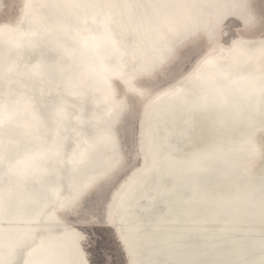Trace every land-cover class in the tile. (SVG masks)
Here are the masks:
<instances>
[{
    "label": "bare ground",
    "instance_id": "6f19581e",
    "mask_svg": "<svg viewBox=\"0 0 264 264\" xmlns=\"http://www.w3.org/2000/svg\"><path fill=\"white\" fill-rule=\"evenodd\" d=\"M16 1V18L2 19L3 15L8 14L15 0H0V99L1 103L7 105L8 101L4 98L7 94L12 101L22 100L19 102L20 107L22 104L25 106L21 107L17 118H0V143L9 146L8 141L15 142L13 138L5 139L8 136L2 133L5 128H17L19 143L31 140L30 143L37 141V145L42 148L48 147V155L45 153L46 156L43 157L55 164L51 167V174L54 178H62L60 182L66 185L75 182L76 174L92 163L107 164L104 169L84 178L69 193H77L75 198H65L67 192L62 191L56 184L47 185L45 190L40 176L33 177V184L41 185L40 189L33 186L38 190L33 193L39 196L25 197H29L34 209L15 219L4 217V221L0 223V230L8 233L16 230L20 240L27 242L22 247L18 264H39L44 259L43 255H47L48 250L59 240H74L81 264H91L85 249L88 238L83 231L88 223L86 203L95 193L112 185L121 176L126 178L109 202L105 227L112 231L116 243L120 245L125 264H131L132 259H136L133 228L143 226L139 217L140 210L148 207L162 209L168 220L165 222L168 225L163 227L154 220L156 217L151 216L152 218L147 219L148 225L156 226L157 229H168L171 235L181 234L187 239L188 245L190 240H195V232H200L202 228L195 230L197 227L183 223V218L191 223L196 220L204 222L209 236L224 231V228L233 227L234 223L240 224V228H246L248 224L255 232L246 235L233 234L232 244L234 247L236 244L240 251H234L230 255H238L251 249L253 242H264V126L256 125L258 121L256 113L253 112V106L258 101H263L261 98L264 81L258 82L256 91L243 97H235V88L231 86L224 89L226 81L219 79L215 88L202 76V70L210 62L233 52L241 44L253 45L257 52H264V16L259 12L258 0H105L109 5L116 3L120 7L123 4L133 10V15L132 12H122L127 16L119 19L115 25L120 30L135 27L140 38L127 39V46L117 49L115 53L118 55L120 52L121 57L135 72L117 76L109 66L98 64L101 70H96L97 74L91 75L82 66L72 76V80L79 77L76 85H69L70 90H67L71 97H77L67 100L53 94L62 89L58 84L63 81L62 72L65 66L70 67L77 61L75 58L65 62L66 53H63L62 40L67 39L62 37L66 35L72 39L77 37L84 40L89 36L91 42L98 40L113 44L116 41L114 38L101 39L102 36L97 35V30L86 32L85 28L89 29L90 22L84 25V19L88 21L89 18L96 17L97 11L101 13L100 17H96L98 21L101 19L104 22L107 16H111L108 15L106 7H101L104 1ZM93 9L95 13L92 12ZM231 22H238L239 25L227 43L226 39L231 34L227 26ZM177 30L184 32L175 38L165 56L142 68L141 63L151 61L156 54L159 55L163 49V40ZM200 46L205 47V53L193 67L173 83L157 91L156 87L160 83H167L178 75L189 52ZM33 47L34 54L39 52L38 55L28 61L26 58L21 61L20 54ZM50 50L52 55L43 58L44 51ZM114 59L110 61L124 65L119 56ZM261 65L264 67V62ZM244 71L248 74V71L253 70L247 68ZM47 79L53 93L50 98L46 97L47 101L41 99V102L49 111L53 127L49 136H43L31 129L34 111L30 116L32 107L27 102V93L32 89L42 91V81ZM211 87L215 89L209 93L207 88ZM225 90H228V96L232 99L229 106H234L236 102L250 107V113L241 116L249 122L247 127L235 121V117H240L239 114L216 112L220 105H224L222 97L227 98ZM37 97L35 95L36 99ZM60 99L66 101V108H61V102L57 101ZM115 105L121 112H114ZM140 105H143V112L137 121L135 155L141 165L129 172L131 162L124 134L131 130V121ZM210 109L214 110L211 112ZM61 110H64V114L67 111L69 113L65 131L56 128V124L63 127L59 120ZM258 116L264 118V114ZM116 120L118 124L116 123L115 129L113 123ZM110 122L113 124L112 133L113 130L116 132L115 138L119 144L120 156L117 155V159L113 156L111 143L106 138ZM2 125L4 128H1ZM63 139L66 140L63 141L66 142V150L49 158L52 151L56 150L58 141ZM241 158L244 160V170L252 178L263 179L259 190L236 182L238 178L235 174L239 173L231 166H235V162ZM1 160L2 158L0 162ZM206 161L219 169L228 167L234 173L230 175L233 178L212 183L200 179L193 182L184 174L191 173L187 170L200 163L206 164ZM23 162L18 161L20 164ZM12 163L2 160L1 165L9 168ZM142 184L144 188L140 189ZM175 187L184 194L181 200H176L171 195ZM25 190L28 189L25 187ZM55 195L61 202L57 205L51 202L50 209L44 211L38 209L44 206L46 200L55 199ZM131 220L135 224L130 223ZM145 231L142 230L144 233ZM163 236L168 237L162 229L159 240H156L157 249L165 245L163 241L167 239ZM244 240L252 241H247V245ZM154 249L157 250L156 247ZM38 258L42 260L38 261ZM254 258L264 262V254H257ZM193 262L194 260L189 264Z\"/></svg>",
    "mask_w": 264,
    "mask_h": 264
},
{
    "label": "water",
    "instance_id": "95a60500",
    "mask_svg": "<svg viewBox=\"0 0 264 264\" xmlns=\"http://www.w3.org/2000/svg\"><path fill=\"white\" fill-rule=\"evenodd\" d=\"M101 7H106L108 9V15L104 19V22L100 19L98 21L96 17H100L101 13L97 11L95 13V10L93 9L92 12H94L96 17H91L88 19H84V25L86 23H91L89 29L85 28V26L81 25L86 29V32H92L93 30H97V35L102 36L101 39H107L109 37L114 38L116 41L113 44H110L108 41H105L104 43H101L100 41H90V37L86 36L83 39L79 38H70L68 36L62 37L63 43V49L66 53L65 62L67 61H73L75 58L77 61H74L73 65L65 66L63 72H62V80L61 84H58L59 87L62 89L56 93L52 92V90L49 88L50 81L44 80L42 81V84L44 85V89L42 91H37L32 89L30 93H27L28 96V104L31 105V111L30 116L33 112L32 117V123H31V129L32 131L40 132L43 136H49V133L51 131V128L53 127V121L51 122L49 117V111L47 110V107L43 105L41 102L42 100H46L47 98L51 97V94L53 93L58 98H63L64 100L76 98V95H69L67 94V90H70L69 85H76L78 78L76 77L74 80H72V76H74V72H79L78 70L80 67L84 68L85 70L88 69V73L91 75L97 74L98 71L101 70L99 65H103L105 67L109 66V69L114 70L115 75L117 76H124L131 74L134 71V69H131L130 66L124 61V58L121 57L122 54L119 52L117 55V49H120L123 46H127L128 42L126 41L129 38H140L138 34V30L134 29L135 27H125L124 30H120L115 23L119 21L121 18H125L127 14H122V12H132L131 15H133V10H131L130 7H127V5H120V7L115 3L109 5L105 0ZM64 4V3H63ZM103 10V9H101ZM103 11H106L105 9ZM119 12V13H117ZM81 15L82 12H80ZM114 19V21H112ZM82 29L84 30V28ZM181 30H177L175 32H171L170 36L163 40V49L159 53V55H155L152 58L151 61H145L144 63H141L142 68L147 67L148 65H151L157 60H160L165 54L169 51L170 46L174 44V41L176 40L178 35H180ZM114 34V36L112 35ZM90 35V34H89ZM149 35V33H148ZM94 36V35H93ZM92 37V36H91ZM107 37V38H106ZM89 38V39H88ZM100 38V37H99ZM83 40V41H82ZM42 48V46H41ZM72 48L73 50L69 49ZM253 45L249 44H241L239 45V48L237 49L235 47V50L231 53H228L224 57H219L208 65L207 68L202 70V76L205 81L211 82L212 86L216 88L218 85L219 79L221 81H226L224 86V89H227L229 87L235 88L237 91L235 94V97L240 95L243 97L246 94L252 93L255 89H257V84L259 81H264V67L261 65L262 62H264V52L260 53L253 49ZM45 49V48H44ZM35 49H28L27 51H24L20 54L21 61L23 59H31V57H35L38 55L39 52H33ZM70 51V52H67ZM116 51V53H115ZM33 52V53H32ZM45 53L42 55L43 58H47L48 56H51L52 50L50 51H44ZM95 54V55H91ZM73 56V59H72ZM115 56H119L120 60L124 62V65L122 64H115L112 63L110 60H115ZM40 60H42L41 56ZM113 58V59H112ZM43 61V60H42ZM44 62V61H43ZM65 62H61L64 64ZM116 62V61H115ZM45 63V62H44ZM69 64V63H68ZM99 64V65H98ZM97 66V67H94ZM247 68H251L253 71L245 72ZM107 69V68H106ZM120 70V71H118ZM139 70V69H137ZM257 75H255V74ZM100 74V73H99ZM101 74H103V71H101ZM261 74V75H260ZM98 77V75H97ZM206 77V78H205ZM233 79H230V78ZM96 79V78H95ZM101 79V78H100ZM103 79V78H102ZM101 83V82H100ZM204 83V82H203ZM205 85V84H204ZM110 86V85H108ZM207 88L210 92L213 91L215 88ZM44 90H47L44 92ZM56 91V90H55ZM256 91V90H255ZM227 98L222 97V102L224 105H220L218 107V111H216L219 114H239L240 117H235V121L239 122L247 127L248 121L245 120L244 117H241L245 113L249 112V106L246 104H237L235 102L234 106H229L231 102V97L228 96L229 92L228 90H225ZM228 92V93H227ZM35 95H38V99L35 98ZM220 96V95H219ZM262 100L258 101L256 103V106H253V112L256 113V119L257 123L256 125L264 126V118L259 117L258 115L264 114V92L262 93ZM25 97V96H24ZM8 104L1 103L2 100L0 99V118H17L21 113V107L25 105L19 106V101H12L11 98L7 96L4 97ZM27 98V97H25ZM40 98V99H39ZM108 99H111L108 97ZM10 100V101H9ZM237 100V99H236ZM47 101V100H46ZM58 102H61V108H66L67 106L66 101L63 102V100H57ZM41 103V104H40ZM27 104V105H28ZM116 106V105H115ZM240 106V108H238ZM20 107V108H18ZM35 107V110H34ZM117 107V106H116ZM115 107L114 112L118 113L121 112L120 109ZM72 109V107L70 106ZM212 108V107H211ZM214 110V109H212ZM210 109V111L212 112ZM216 110V109H215ZM64 110H61V114L59 117V120L61 121V125L63 127H60L56 124V128L60 129L61 131H65L66 125L69 122L68 114L63 113ZM35 113V114H34ZM42 114V115H41ZM237 116V115H235ZM21 122V119H19ZM118 120V119H117ZM117 120L113 123L110 122L109 125V132L106 135V138L108 142L111 143L112 147V154L115 156V159H117V155L120 156L119 151V144L116 140V132L112 133V126L116 129V125L118 124ZM117 123V124H116ZM81 125V124H80ZM4 125H2L1 128ZM16 127H19L15 125ZM111 129V130H110ZM6 138H13L16 141H8L9 146H5L4 144L0 143V157L2 160H6L7 162H13L9 168H4L0 162V223L4 220H2L4 217L15 219L16 217L24 216L29 213L31 209H34L31 207V203L29 201V197H25L26 195L38 197V194L33 193L34 190L38 191L34 187H37L40 189L41 185H35L33 184V177L34 176H40V180L43 181V188L46 190L47 185L56 184L59 186V188H62V191H65V198H75L77 193L69 194L71 191H73L77 186H79V183L88 176H91L96 171L102 170L107 165L106 163L102 162H94L90 166L85 167L83 170L79 171L78 174H76V181L69 184H62L60 181L62 178H54L51 174V167L54 165L50 160H45V156L48 155L47 151L48 147H40L37 145V141L34 143H30L31 140H25V142L18 141L19 139V130L17 128H5L4 132L2 133ZM35 139V138H34ZM65 139L58 141L57 147L55 151H52V155L49 156V158H52L56 155H60L62 152L66 150ZM1 142V140H0ZM83 142V141H82ZM37 145V146H36ZM46 153V155H45ZM45 155V156H44ZM44 156V157H43ZM0 158V159H1ZM19 160H23V163H18ZM243 162V163H242ZM213 164V163H212ZM210 161H206V164L200 163L197 166L195 165V168L187 170V166H185V170L190 171L191 173H184L185 175L189 176V180H192L193 182L196 179L200 180H206L210 183L216 180H225L228 178H233L230 175H234V173H231L230 170L226 168H217L216 166L212 165ZM244 160L241 158L240 160L235 162V166H231V168H235V171L239 174H235L237 176L238 183L242 184L243 186H247L253 190L258 189L263 184L262 178L254 179L251 177L250 173L244 170L243 166ZM22 169L21 171H17V169ZM180 168H177L179 170ZM243 170V171H242ZM155 171V170H154ZM76 172V171H75ZM155 174V173H154ZM153 174V175H154ZM152 175V176H153ZM72 179V178H71ZM53 180V181H52ZM31 186H30V185ZM185 185V184H183ZM34 186V187H33ZM53 186V185H51ZM28 189L27 191L25 190ZM143 184L141 185L140 189H143ZM188 188V187H187ZM189 189V188H188ZM259 190V189H258ZM181 190L177 189L175 187L171 191L172 197H174L176 200H181L183 198V193L179 192ZM39 193V192H38ZM40 194V193H39ZM41 195V194H40ZM57 195V194H56ZM52 200H44L43 203L44 206L38 207L41 211L50 209V203L54 202V205H57L61 200H58L56 198ZM179 198V199H178ZM155 203L154 201H150V203ZM56 203V204H55ZM156 204H158L156 202ZM160 205V204H158ZM40 206V205H39ZM163 206V205H162ZM35 207V206H34ZM36 209V208H35ZM127 210L130 211L129 208ZM141 215V221L142 225L141 227H135L133 228V236L132 239L134 240V255L136 256V259H132L131 264H189L190 262H193V264H264L262 260H256L254 257L257 254H264V242L262 243H255L253 242V247L249 250H246L245 252H242L238 255H230L234 251H240V249L235 244V247L232 244V238L233 234H240V235H246L250 232H255L253 228H251L248 224H246V228H240V224L234 223L232 224L233 227L224 228L225 230L222 232H219L217 234L208 235L207 230L204 228L203 223L200 220H196L195 222L186 220L185 218L182 219L183 223H190V226L197 227L195 230L200 229V232H195V240H190L189 245L187 244V239L182 237L181 234H175L171 235L169 234V230L165 228L159 227L157 229L156 226L148 225L147 219L151 216L156 217L154 220L162 226H167L168 223H165L167 220L166 216L163 214L162 209H153V208H145L140 210ZM168 214V213H167ZM152 218V217H151ZM129 220V219H128ZM154 221V222H155ZM130 222V221H129ZM8 223V222H5ZM135 224V221L131 222ZM242 224V223H241ZM200 225V226H199ZM130 228H128L129 230ZM145 229V233L142 232V230ZM162 229L166 232L168 237H165L167 240L163 241L165 242V245L160 247L161 249H157V241L159 240V236L162 232ZM204 232V233H203ZM244 238H247L243 236ZM247 244V241L252 240H244ZM27 242L25 240H20L19 233L16 230L11 231V233L5 232L3 230H0V264H18L21 259V250L24 244ZM161 243V242H160ZM248 245V244H247ZM156 247L157 250L154 249ZM164 248V249H162ZM220 250V251H219ZM219 251V254H218ZM224 251V252H223ZM79 252L76 245V242L73 240L65 241V240H59V242L56 243V245L51 248V250H48L47 255L44 256V262L41 258H38L39 264H81V261L79 259ZM129 256H132L129 254ZM134 257V256H133ZM36 260V262H38ZM251 261V262H250ZM192 264V263H191Z\"/></svg>",
    "mask_w": 264,
    "mask_h": 264
},
{
    "label": "rangeland",
    "instance_id": "374dc122",
    "mask_svg": "<svg viewBox=\"0 0 264 264\" xmlns=\"http://www.w3.org/2000/svg\"><path fill=\"white\" fill-rule=\"evenodd\" d=\"M264 0H258V8L259 12L262 16H264ZM18 14V1L12 4L10 11L7 15H3L4 18H16ZM238 22H231L227 28L231 33L230 36L226 39L228 43L231 37L234 36ZM230 27V28H229ZM205 53V47L200 46L197 49L190 51L186 61H184L180 67V71L177 76L171 79L167 83H160L156 90H160L163 87L168 86L173 83L178 77L188 72L193 65L197 62V60L202 57ZM143 112V105H140L136 108L133 119L131 121V130L128 131L127 134H124V142L126 149L130 156L131 168L129 172L137 169L141 163L135 155L136 152V136H137V126L138 120L141 117ZM261 144L263 146V141L261 140ZM128 172V173H129ZM126 178V176L119 177L115 183L112 185L106 186L101 191L95 193L89 201L86 203L87 213L86 218L88 219V223H86V227L83 228L84 233L88 238L87 245L85 246L86 252L89 256V260L91 264H125L124 255L120 248V245L116 243L114 235L112 231L105 227V221L107 216V209L110 200L112 199L113 194L116 189L119 187L121 182Z\"/></svg>",
    "mask_w": 264,
    "mask_h": 264
}]
</instances>
